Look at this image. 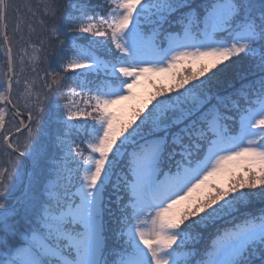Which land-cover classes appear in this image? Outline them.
I'll return each instance as SVG.
<instances>
[{
    "label": "snow or ice",
    "instance_id": "snow-or-ice-1",
    "mask_svg": "<svg viewBox=\"0 0 264 264\" xmlns=\"http://www.w3.org/2000/svg\"><path fill=\"white\" fill-rule=\"evenodd\" d=\"M0 264H264V0H0Z\"/></svg>",
    "mask_w": 264,
    "mask_h": 264
},
{
    "label": "rangeland",
    "instance_id": "rangeland-1",
    "mask_svg": "<svg viewBox=\"0 0 264 264\" xmlns=\"http://www.w3.org/2000/svg\"><path fill=\"white\" fill-rule=\"evenodd\" d=\"M186 68H187L186 64H183V65L182 64H178L177 68H176V71L183 72Z\"/></svg>",
    "mask_w": 264,
    "mask_h": 264
}]
</instances>
